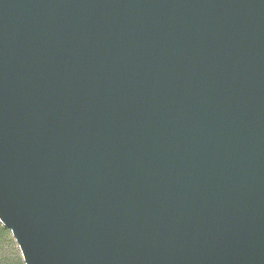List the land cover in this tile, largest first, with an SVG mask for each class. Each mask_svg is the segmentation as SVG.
<instances>
[{"label":"water","instance_id":"1","mask_svg":"<svg viewBox=\"0 0 264 264\" xmlns=\"http://www.w3.org/2000/svg\"><path fill=\"white\" fill-rule=\"evenodd\" d=\"M0 225L23 264H264V0H0Z\"/></svg>","mask_w":264,"mask_h":264},{"label":"rangeland","instance_id":"2","mask_svg":"<svg viewBox=\"0 0 264 264\" xmlns=\"http://www.w3.org/2000/svg\"><path fill=\"white\" fill-rule=\"evenodd\" d=\"M17 260L23 264L20 251L10 232L6 230L5 239H1L0 243V264H16Z\"/></svg>","mask_w":264,"mask_h":264},{"label":"trees","instance_id":"3","mask_svg":"<svg viewBox=\"0 0 264 264\" xmlns=\"http://www.w3.org/2000/svg\"><path fill=\"white\" fill-rule=\"evenodd\" d=\"M5 233L6 230L0 225V243H1V239H5ZM16 264H22L19 260H17Z\"/></svg>","mask_w":264,"mask_h":264}]
</instances>
